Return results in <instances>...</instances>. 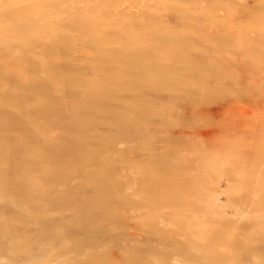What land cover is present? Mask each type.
Returning a JSON list of instances; mask_svg holds the SVG:
<instances>
[{"label":"rangeland","instance_id":"1","mask_svg":"<svg viewBox=\"0 0 264 264\" xmlns=\"http://www.w3.org/2000/svg\"><path fill=\"white\" fill-rule=\"evenodd\" d=\"M0 264H264V0H0Z\"/></svg>","mask_w":264,"mask_h":264},{"label":"bare ground","instance_id":"2","mask_svg":"<svg viewBox=\"0 0 264 264\" xmlns=\"http://www.w3.org/2000/svg\"><path fill=\"white\" fill-rule=\"evenodd\" d=\"M32 258L38 260L39 256L35 255V256H32Z\"/></svg>","mask_w":264,"mask_h":264}]
</instances>
